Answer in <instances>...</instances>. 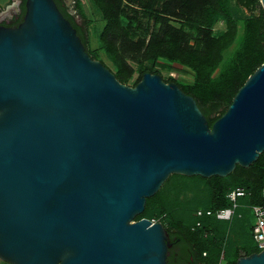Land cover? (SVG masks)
<instances>
[{
    "label": "water",
    "instance_id": "obj_1",
    "mask_svg": "<svg viewBox=\"0 0 264 264\" xmlns=\"http://www.w3.org/2000/svg\"><path fill=\"white\" fill-rule=\"evenodd\" d=\"M23 6L0 25V260L166 264L168 229L134 217L170 174L224 177L264 151V61L208 125L157 73L119 82L53 0Z\"/></svg>",
    "mask_w": 264,
    "mask_h": 264
},
{
    "label": "trees",
    "instance_id": "obj_2",
    "mask_svg": "<svg viewBox=\"0 0 264 264\" xmlns=\"http://www.w3.org/2000/svg\"><path fill=\"white\" fill-rule=\"evenodd\" d=\"M102 20L97 41L113 66L115 78L126 83L137 72L134 85L145 71H153L157 60L164 59L189 68V82H174L195 100L208 125L220 116L237 88L264 61V11L259 0H91ZM232 3V4H231ZM22 4V8H23ZM241 8L244 16H233ZM221 19L224 29L212 32ZM240 26V35L231 50ZM85 48L82 30L77 31ZM86 49V48H85ZM87 52V51H86ZM91 58L94 55L87 52ZM101 62V61H100ZM102 63V62H101ZM103 64V63H102ZM104 65V64H103ZM155 73V72H152ZM189 179L193 186L178 190L174 197L186 196L187 206L170 204L147 197L144 210L135 217L162 216L168 230L185 237L203 264H235L238 252L258 251L251 235V204L264 203V151L247 167L235 165L224 177L171 174ZM182 184V188L184 189ZM249 194L236 198L237 207L230 220L213 215L197 216L196 210L229 206L226 193L236 187ZM186 192V193H185ZM201 200V201H200ZM180 202V199H179ZM196 220L199 226H194ZM205 252L204 255L201 253Z\"/></svg>",
    "mask_w": 264,
    "mask_h": 264
},
{
    "label": "rangeland",
    "instance_id": "obj_3",
    "mask_svg": "<svg viewBox=\"0 0 264 264\" xmlns=\"http://www.w3.org/2000/svg\"><path fill=\"white\" fill-rule=\"evenodd\" d=\"M1 1L2 0H0V2ZM10 1H13V0H9L7 4L3 5V7L6 8L8 4L10 3ZM231 2H233V0H231ZM74 7L83 21V26L81 30L83 31L85 39H86V45H85L86 49L85 50L89 52L90 54L94 55V59L101 61L107 68H109L110 70H113L112 64L110 63L108 58L105 56L103 50L100 48L98 41H97V37H96L102 25V20L100 18L99 12L95 8L91 0H75ZM231 13H235L233 16L241 17L246 14V11L241 8H237L234 11L231 9ZM223 29H224V23L221 19H217L212 25V32L214 34H218ZM239 35H240V26L238 25V31L236 34V38L231 43V45H229L227 50H231L234 47L235 42L238 39ZM152 70L153 71H150V72L157 73L161 78L165 79V78L171 77L173 80L180 81V82H189L193 75L192 71L189 68L183 65L174 63V62H168L160 58L157 60V62L153 66ZM136 74H137L136 71L133 72L132 76L125 84L131 85ZM170 175L160 185L159 189L150 197L153 198L155 202H158L159 200H161V202L163 201L166 202L167 200H169L168 198L172 197L173 199L170 198L171 199L170 201L176 200V202L175 201L169 202L170 204L175 203V204L181 205L182 207L187 206L188 205V203L186 202L188 200L187 194H184L186 196H183V198H182V195H179L180 202H179V199L177 200V198L174 197V195L178 193L179 189L185 191L188 189L187 187H190V186L192 187L193 186L192 182L189 181V179H183L178 176L170 177ZM182 184L183 186L186 185L187 187L184 186V189H183ZM193 189H194V186H193ZM0 264H9V263L0 260ZM217 264H223V261H219L217 262Z\"/></svg>",
    "mask_w": 264,
    "mask_h": 264
},
{
    "label": "flooded vegetation",
    "instance_id": "obj_4",
    "mask_svg": "<svg viewBox=\"0 0 264 264\" xmlns=\"http://www.w3.org/2000/svg\"><path fill=\"white\" fill-rule=\"evenodd\" d=\"M61 14L74 27L75 32L80 31L83 26L82 18L74 7L75 0H53ZM23 0H19L15 7L4 12L0 17V25L13 27L21 20L24 12ZM173 230V229H172ZM168 230L166 250V264H203L197 252L190 248L185 237H181L175 230Z\"/></svg>",
    "mask_w": 264,
    "mask_h": 264
},
{
    "label": "built area",
    "instance_id": "obj_5",
    "mask_svg": "<svg viewBox=\"0 0 264 264\" xmlns=\"http://www.w3.org/2000/svg\"><path fill=\"white\" fill-rule=\"evenodd\" d=\"M249 194L248 191L245 190V188L236 186L232 189H230L226 193V197L229 200V206L216 208L214 210L206 209L204 211L198 209L196 210L197 216H203V215H213L216 219L219 220H230L235 208L237 207L236 198L239 196H244ZM261 196L264 198V188L261 189ZM250 212H251V235L252 239L255 242L258 250L264 247V203L260 204H251L250 206ZM162 216H152L150 218H147L151 223L154 222H161V224L166 228L167 223L161 220ZM200 221L196 220L194 223V226H199ZM202 255L205 254V252L201 253Z\"/></svg>",
    "mask_w": 264,
    "mask_h": 264
},
{
    "label": "crops",
    "instance_id": "obj_6",
    "mask_svg": "<svg viewBox=\"0 0 264 264\" xmlns=\"http://www.w3.org/2000/svg\"><path fill=\"white\" fill-rule=\"evenodd\" d=\"M9 2V0H2L0 2V9L4 8L3 5L7 4Z\"/></svg>",
    "mask_w": 264,
    "mask_h": 264
}]
</instances>
